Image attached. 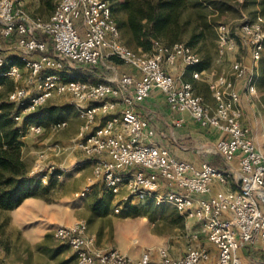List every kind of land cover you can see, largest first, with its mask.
<instances>
[{
	"label": "built area",
	"instance_id": "1",
	"mask_svg": "<svg viewBox=\"0 0 264 264\" xmlns=\"http://www.w3.org/2000/svg\"><path fill=\"white\" fill-rule=\"evenodd\" d=\"M51 14H31L25 0H0V45L15 52L0 55V76L18 78L22 74L18 60L28 73L9 94V101L19 109L14 120L23 121L56 96L70 95L83 120L84 163L94 173L80 195L86 197L99 186L121 203L152 199L175 208L189 222L190 241L183 255L173 257L168 246H159L144 250L135 260L118 248L99 247L84 220L56 226L53 235L69 245L77 264H264L259 257L242 254L249 247L264 253V149L256 146L242 125L241 99L235 89L236 79H244L253 90L255 75L236 60L232 65L235 82L226 74L211 82L217 103L211 106L195 93L191 82L169 70L179 61L187 67L198 64L201 58L192 47L159 41L150 51L128 46L121 39L110 0H59ZM218 36L220 57L241 43L254 63L262 59V16L236 28L221 24ZM112 57L121 60L127 71L97 82L63 79V72L72 65L94 68ZM199 74L193 72L195 78ZM154 89L165 95L169 108L178 114V126L188 113L200 126L219 130L222 137L215 152L227 163L237 157V171L198 165L156 143L150 119L136 111ZM98 116H107L104 124H95ZM67 124L58 121L53 129ZM29 129L42 132L39 125L30 124ZM231 178L237 188L213 192L216 181L227 185ZM191 224L198 229L191 232Z\"/></svg>",
	"mask_w": 264,
	"mask_h": 264
},
{
	"label": "rangeland",
	"instance_id": "2",
	"mask_svg": "<svg viewBox=\"0 0 264 264\" xmlns=\"http://www.w3.org/2000/svg\"><path fill=\"white\" fill-rule=\"evenodd\" d=\"M58 1L25 0V7L30 13L44 17L50 15V12L54 10ZM195 1L199 2L201 0ZM255 1H229V4L224 6L228 8L226 11H218L212 7L204 9L208 25L204 24V19L198 17L187 18L190 19V23L188 29L184 31L182 43L187 44L192 42L194 51L200 56L202 61L207 62L211 72L207 71L203 76H207L210 73L212 78H218L222 73H228L231 65L236 60L243 61L249 55L251 57L247 46L241 43H238L237 50L220 57L217 50V38L219 37L218 28L221 24H228L236 28L243 21H252L258 15L264 18V0ZM203 3L202 0V3L199 5H204ZM194 10L196 9L192 8V11ZM119 16L124 17V11L120 12ZM185 19L183 18V21H186ZM202 30L205 31L204 36L192 38L194 31L197 33ZM131 47L139 49L133 45ZM112 62L114 61L111 59L104 60L103 63L93 69L98 71L95 73L100 74L101 71H104L110 76L120 75L125 72L126 67L124 65L118 66V64H123L122 62ZM82 68L88 67L82 66ZM227 75L233 77L230 73ZM27 76V72L22 73L18 78L14 76H7L6 78L0 76V98L4 102H8L9 94L17 85L23 84ZM200 77L201 75L197 79H200ZM209 81L207 83L209 89L212 90L210 87L211 82L209 83ZM200 82L197 85L198 91L205 93L206 100L210 102L216 101V97L211 94L212 92L209 94L206 90L204 82ZM55 100L54 98L39 107L30 116L41 117L45 121L49 119H53L54 121V118L60 115L59 108L56 106L57 101ZM18 124L21 125L23 122L20 120ZM33 125L35 124L33 123ZM66 127L58 131L47 129L40 133L26 129V142L22 147V157L29 168V175L35 181H39L36 176L38 173L41 178V181L33 190L32 196H41L50 202H57L58 206H60L58 211L59 219L57 224L52 225L51 231L46 234L43 240L32 242L26 238L23 233L24 230L14 224L12 216L13 212L18 209V206L24 200L12 209L0 208V264H77L75 255L65 260V256L69 255L70 247L57 239L53 235V231L58 225H71L80 220L86 221L88 226L92 225L94 232L97 233L96 238H99L103 242V248L122 247L134 249L135 246L142 250L168 246L171 249V247L181 246L184 248L188 244H186V240L190 237L188 236L189 222L184 220L181 215H175L163 203H157L152 199L139 201L136 206L131 205V212L134 215L138 213H147L149 215H85L89 208L85 206V196H81L80 192L88 184L89 179L93 178V168L87 165V163L82 164L85 157L81 149L82 137L80 136V130L77 133L74 128L67 129ZM55 139H57V143L61 145L60 148L62 147V149H59L61 152L53 157L55 161L51 162L52 157H46V153L52 151L51 146L56 141ZM32 170L33 172H31ZM59 173L61 175L56 177L55 175ZM88 195L92 196L93 202L98 201V207L100 209L102 207L104 212L110 210V204L103 203L100 205L99 196H110L101 187L96 186ZM122 204L129 205L128 203L118 202L117 206ZM130 222L138 223V227H136L138 231L132 232L134 227ZM22 227L33 230L34 223L28 221ZM133 238L138 239V241L132 243Z\"/></svg>",
	"mask_w": 264,
	"mask_h": 264
},
{
	"label": "crops",
	"instance_id": "3",
	"mask_svg": "<svg viewBox=\"0 0 264 264\" xmlns=\"http://www.w3.org/2000/svg\"><path fill=\"white\" fill-rule=\"evenodd\" d=\"M52 12H50V15H52L51 14ZM50 15L44 17H49ZM0 55L13 56L15 55V52L6 46L0 45ZM223 59H225V57H223ZM241 62L244 64L245 67H247L249 72H252L255 75L254 89L251 91L246 87L244 79H238V80L236 79L235 89L240 95L241 108L243 111L242 125L247 129L250 136L256 143V146L260 149H264V54L262 56V59L258 63H254L250 55ZM17 63H19L18 65L21 67L22 73L26 72L22 63L19 60L17 61ZM120 65L123 66L124 64H118V66ZM232 65L228 73H222V74L227 75L230 73V75L233 76ZM88 68L83 69L82 66L72 65L63 72L62 74L63 79L64 80L81 79L85 81L97 82L113 77L104 71H101V73L98 74L95 73L98 72L95 69L90 67ZM169 68H170L169 70L173 72V74H175L178 79L182 81L191 82L193 84L195 93L200 95L205 101V103L211 106H215V104H217L216 101L210 102L206 100L207 98L205 96V93H203L202 91H198L197 89V85L201 83L200 81H202L204 82V85L206 86V90L209 92V94L210 92H212L211 94L214 95L213 91L209 89V85L207 82L208 80H210L209 83L215 81L217 77L212 78L210 73L207 76H203L204 74L207 73V71H210L209 68L207 70L200 72L199 74L201 75L200 79L193 77V71L189 70V67H187L181 61H179L174 66H170ZM127 69L128 68L126 67L125 71H127ZM227 76L230 77L229 75ZM230 79L235 82L234 77H230ZM53 99L54 98L50 99L49 101ZM55 99H56L55 101H57L56 106H58L59 108L60 115H58V117H55L54 121L53 119H49L48 121H45L41 117L36 118L34 116L31 118L30 121L26 123V126H28L29 124L33 125L34 123L35 125L41 126L42 131H45L47 129H52L54 131L55 129H53V125L55 123H57L58 121H67L68 125L66 128L67 129L74 128L78 133L81 125L83 124V120L79 117L77 111L73 107V104L70 103L72 102L71 96L70 95L56 96ZM136 111L142 117L150 119L151 126L156 131V135L153 137L154 141L170 149L172 154L175 155L176 157L187 161H191L198 165H201L203 163H208L218 168L219 170L230 171V172L237 171L239 167V160L237 159V157L233 161L227 163L221 155L215 152L216 143L222 137V133L217 129L204 128L200 126L198 123H196L193 120V118L188 113L184 114L185 116L184 124L178 126L177 125L178 114L173 112L169 108L166 102L165 95L159 89H154L150 94V96L145 101L139 103L136 106ZM106 117L107 116L105 117L98 116L95 124L96 125L104 124ZM25 138L26 135L24 134V136L22 137L24 143L26 142ZM55 140L56 141H54L51 146L52 151L46 153V157L47 156L52 157L51 162L55 161L53 157L57 156V154L61 152L59 151V149L60 150L62 149V147L60 148L61 145L57 143V139ZM82 164H84V160ZM87 165L91 166L90 164ZM31 172H33V170ZM60 175L61 174L59 173L56 174L55 176L57 177ZM228 188H233V189L237 188V184L234 178H231L227 185H222L216 181L214 183L213 192L214 193L222 192ZM99 199H100L99 200L100 205L103 203L110 204L111 206L110 210H108V212H104L102 207L101 209L100 207H98L97 205L98 201L93 202L92 196L88 195L85 197L84 200V202L86 203L85 206L89 208V210L85 213V215H134L133 212H131V207H132L131 205L136 206V204H138L139 202L136 200L133 201L132 203H128L129 205L127 206L123 204L117 206L119 200L112 196L109 195L102 197L99 196ZM163 204L170 211L172 210L175 215H181L175 208H172L169 205H166L165 203ZM114 205L116 206L115 208ZM59 209L60 206H58L57 202H50L41 196H30L29 198H26L18 206V209H16L13 212L12 214L13 221L14 224H16L22 230H24L23 233L29 241L39 242L44 239V237L48 232L51 231L52 225L57 224L59 219L58 217ZM114 209L116 210L114 211ZM20 215L22 216L20 217ZM135 215H149V214L138 213ZM28 221L34 223L33 230H29L22 227ZM130 223L134 227V230H132V232L138 231V228H136L138 227L137 226L138 223L136 222H130ZM88 228H89V232L90 233L93 232L92 234L96 238L97 233L94 232L92 225H89ZM195 229L196 230L198 229L197 224L196 225L191 224L190 231L192 232ZM189 239L190 237L188 238V240H186V244L190 241ZM136 241H138V239L133 238L132 243H135ZM102 243L103 242H101L99 238H96V244L99 247H103ZM202 243L207 244L205 238L202 239ZM117 248L134 260L139 259L141 254L145 252L144 250H146V249L141 250L140 248H137L135 246L134 249L122 248V247H120L122 249H120L119 247ZM185 249H186V245L184 246V248L183 246L173 247V248L171 247L170 252L173 257H179L184 254ZM242 254L245 255L246 251L243 250ZM73 255L74 252L70 248L69 255L65 256V260L68 258L70 259L71 256ZM258 257L261 258V256ZM261 259L264 260L263 258Z\"/></svg>",
	"mask_w": 264,
	"mask_h": 264
},
{
	"label": "trees",
	"instance_id": "4",
	"mask_svg": "<svg viewBox=\"0 0 264 264\" xmlns=\"http://www.w3.org/2000/svg\"><path fill=\"white\" fill-rule=\"evenodd\" d=\"M229 1L232 0H203L204 5H199L202 0L199 2L195 0H110L113 15L122 33L123 43L143 51L152 50L154 41L167 46L182 43V36L190 23V19L187 18L198 17L204 19V24L208 25L203 10L212 7L218 11H226L228 8L224 6L228 5ZM192 8L196 10L192 11ZM122 11H124V17L119 16ZM183 18H186V21H183ZM204 33V30L197 33L194 31L192 38L202 37ZM186 45L192 47L193 43L189 42ZM111 60L122 62L115 57ZM188 67L193 72H202L209 68L207 62L202 60ZM18 112L19 109L13 103L4 102L0 98V208L2 209H12L32 196L33 190L41 181L39 173L36 175L39 181H35L29 175V168L22 157L24 145L22 137L27 131L26 123L32 117L25 116L23 124L20 125L14 120ZM245 251L246 255L261 256L264 259V253L259 255L260 253L253 251L250 247Z\"/></svg>",
	"mask_w": 264,
	"mask_h": 264
}]
</instances>
